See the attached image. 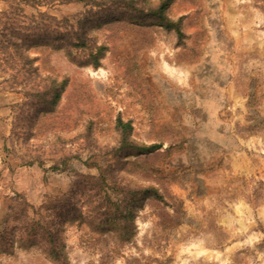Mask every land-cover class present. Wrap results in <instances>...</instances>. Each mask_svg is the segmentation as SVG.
I'll list each match as a JSON object with an SVG mask.
<instances>
[{
  "label": "rangeland",
  "instance_id": "1",
  "mask_svg": "<svg viewBox=\"0 0 264 264\" xmlns=\"http://www.w3.org/2000/svg\"><path fill=\"white\" fill-rule=\"evenodd\" d=\"M124 2L80 67L46 42L89 6L0 0V264H55L60 207L68 264H264V0ZM47 75L68 79L48 113ZM118 119L161 148L118 153Z\"/></svg>",
  "mask_w": 264,
  "mask_h": 264
},
{
  "label": "trees",
  "instance_id": "2",
  "mask_svg": "<svg viewBox=\"0 0 264 264\" xmlns=\"http://www.w3.org/2000/svg\"><path fill=\"white\" fill-rule=\"evenodd\" d=\"M54 1H58L59 4L83 3L85 6H89L90 9L83 19L77 20L76 28L70 27L69 30H67L66 25L65 27L60 25V22L62 21L58 22L54 17L50 18L56 23L57 27L51 30L46 46L53 53L62 52L69 61L80 67L87 65L98 67L107 48L105 45H95V42L91 39L90 35L94 30L99 28L97 25L100 24V21L107 22L122 19V12H119L120 14H114L110 10L114 7H116V10L118 8L124 9L126 7L125 0H110L105 3H99L97 0H51V2ZM94 8H96L95 11ZM164 10L165 3H162L154 11L152 23L170 30L172 26H169L170 24L164 19ZM64 22L67 23L66 19L63 20V25ZM79 52L84 54L83 58H79ZM44 83L43 90L45 91L44 97L46 98L43 103L44 112H53L60 99L61 93L68 85V79L64 77L59 80V76L47 75L44 79ZM116 129L119 131L120 135L119 147L117 150L120 154L125 155L129 151H136L137 155H148L161 148V144L145 146L143 144L129 141L131 133V125L129 122L124 123L118 119L116 122ZM74 215V212H70L64 207H60V209L56 210L51 224L44 231V234L48 239L47 256L55 264H68L67 256L64 252V246L59 235L61 233L60 228L62 224L66 221H72ZM124 241H127V237L124 238Z\"/></svg>",
  "mask_w": 264,
  "mask_h": 264
},
{
  "label": "bare ground",
  "instance_id": "3",
  "mask_svg": "<svg viewBox=\"0 0 264 264\" xmlns=\"http://www.w3.org/2000/svg\"><path fill=\"white\" fill-rule=\"evenodd\" d=\"M199 249H201V247ZM201 252H207V254H208V257L207 258L215 256V258L218 260V258L220 257L219 252H215L214 250L213 251H211V250L204 251V249H201L199 251H196L195 256L196 257H200L201 254H202Z\"/></svg>",
  "mask_w": 264,
  "mask_h": 264
}]
</instances>
